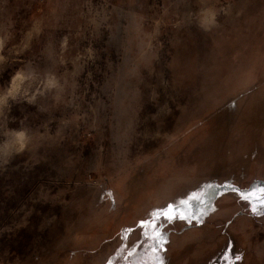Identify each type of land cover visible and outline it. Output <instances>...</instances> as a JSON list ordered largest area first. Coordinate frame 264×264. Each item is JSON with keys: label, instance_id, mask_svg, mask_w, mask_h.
<instances>
[{"label": "rangeland", "instance_id": "rangeland-1", "mask_svg": "<svg viewBox=\"0 0 264 264\" xmlns=\"http://www.w3.org/2000/svg\"><path fill=\"white\" fill-rule=\"evenodd\" d=\"M262 193L264 0H0V264H264Z\"/></svg>", "mask_w": 264, "mask_h": 264}, {"label": "snow or ice", "instance_id": "snow-or-ice-1", "mask_svg": "<svg viewBox=\"0 0 264 264\" xmlns=\"http://www.w3.org/2000/svg\"><path fill=\"white\" fill-rule=\"evenodd\" d=\"M198 197H193V199H196ZM261 199L264 200V193H262L261 195ZM174 209V205H168L166 208H161L158 213L157 216L154 217L153 219V224L156 223V221L160 220L161 218H163V220L171 223L173 220H175L177 217H179L180 219H187V216H182L179 213H175L173 212ZM153 239L155 240L156 244L158 246H161L165 243V240L162 236V234L157 233L156 236L153 237ZM155 251V249H154Z\"/></svg>", "mask_w": 264, "mask_h": 264}]
</instances>
